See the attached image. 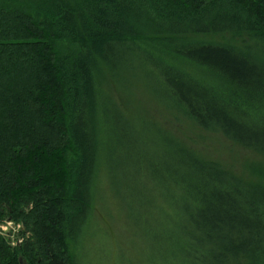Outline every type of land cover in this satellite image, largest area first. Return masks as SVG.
<instances>
[{
    "label": "trees",
    "instance_id": "obj_1",
    "mask_svg": "<svg viewBox=\"0 0 264 264\" xmlns=\"http://www.w3.org/2000/svg\"><path fill=\"white\" fill-rule=\"evenodd\" d=\"M125 73L255 160L127 106ZM6 223L0 264H264V0H0Z\"/></svg>",
    "mask_w": 264,
    "mask_h": 264
},
{
    "label": "rangeland",
    "instance_id": "obj_2",
    "mask_svg": "<svg viewBox=\"0 0 264 264\" xmlns=\"http://www.w3.org/2000/svg\"><path fill=\"white\" fill-rule=\"evenodd\" d=\"M144 82V80H143ZM141 83V80L131 74H123L118 77L117 90L120 93L122 101L127 105L131 106L138 105L140 112L143 114L147 113L148 116L155 120L162 121L168 128L172 129L180 135H185V140L188 145L192 148L199 150L203 155L210 158L220 160L221 162L231 165L237 170H241L245 161L255 160V157L250 153H246L238 147L232 145V143L226 142L225 139L219 135H212L200 132L190 131L187 125L177 123L171 118L161 115L158 108L155 107V98L150 93V86L145 83ZM148 86L149 89H146ZM146 110V111H145ZM168 118V119H167ZM19 226H13L12 223H6L0 225L1 232L11 231L12 241L16 238V231Z\"/></svg>",
    "mask_w": 264,
    "mask_h": 264
}]
</instances>
